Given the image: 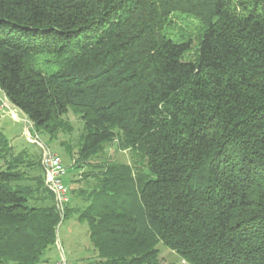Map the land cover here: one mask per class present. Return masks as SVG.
<instances>
[{
  "label": "trees",
  "instance_id": "1",
  "mask_svg": "<svg viewBox=\"0 0 264 264\" xmlns=\"http://www.w3.org/2000/svg\"><path fill=\"white\" fill-rule=\"evenodd\" d=\"M184 16L195 34L173 31ZM0 91L49 141L79 117L76 170L131 151L65 204L88 264H163L160 243L188 264H264V0H0ZM13 152L0 132V264H49L54 196L40 156Z\"/></svg>",
  "mask_w": 264,
  "mask_h": 264
},
{
  "label": "rangeland",
  "instance_id": "2",
  "mask_svg": "<svg viewBox=\"0 0 264 264\" xmlns=\"http://www.w3.org/2000/svg\"><path fill=\"white\" fill-rule=\"evenodd\" d=\"M184 17L188 20L175 19V17H173L174 19L172 20L175 21L173 31H177V28H183L189 34H195L198 23L191 16ZM194 54L195 50L192 49L185 58L187 60H193ZM9 109L10 110L0 109V132L14 148L13 153L17 154L26 151L39 157L43 148L59 156L66 170L64 184L68 189L67 200L71 197L73 199L77 198L75 203H78L77 201H79V198L75 196L76 193H79V189L89 190L94 187V179H92V177L85 179L82 175L92 170L91 165L104 166L108 163L133 165L134 160L131 151L117 147V142L114 141L104 145L103 151L96 158L92 159L89 165L84 164L85 167L76 170L71 167V163L73 161L72 157H75V152L78 149L79 136L82 133V123L76 114L69 111L66 115L62 116L61 127L55 130L53 138L49 141L47 135L35 133L32 124L21 113L13 109V107H9ZM96 170H98V168ZM141 170H144V168L141 167ZM72 206H74V202ZM84 206V202H82L80 207ZM86 232L87 225L85 223L79 224L76 215L71 214L56 230L55 244L46 253L49 264L58 263L60 251L71 264H80L83 260L82 258L87 256L84 254L83 246H81L86 242L82 236V234ZM89 247H91V245ZM156 248L159 251V259L163 264H188L175 252L169 250L161 243L158 244ZM88 257L89 258L86 260L92 258L93 255H88Z\"/></svg>",
  "mask_w": 264,
  "mask_h": 264
},
{
  "label": "built area",
  "instance_id": "3",
  "mask_svg": "<svg viewBox=\"0 0 264 264\" xmlns=\"http://www.w3.org/2000/svg\"><path fill=\"white\" fill-rule=\"evenodd\" d=\"M9 107L12 106L7 101L5 95L0 91V109L10 110ZM40 165L44 173L45 187L54 196L55 208L60 215V222H62L64 218L65 204L68 199V189L64 184L66 170L63 167L62 160L59 156L43 148L42 152H40ZM59 225L60 223L57 228ZM57 264H70L61 251L59 253Z\"/></svg>",
  "mask_w": 264,
  "mask_h": 264
},
{
  "label": "crops",
  "instance_id": "4",
  "mask_svg": "<svg viewBox=\"0 0 264 264\" xmlns=\"http://www.w3.org/2000/svg\"><path fill=\"white\" fill-rule=\"evenodd\" d=\"M82 236L86 240V242L83 243L84 245H81V246H83L84 254L87 255V256L85 258H82L83 260L80 262V264H87L88 260H86V259L89 258L88 255L89 256L93 255V253H92L91 247H89L90 244L88 243L89 242L88 233L86 232V233L82 234Z\"/></svg>",
  "mask_w": 264,
  "mask_h": 264
}]
</instances>
